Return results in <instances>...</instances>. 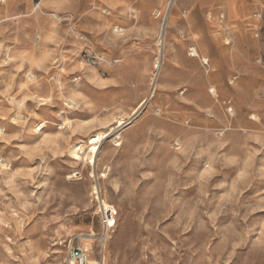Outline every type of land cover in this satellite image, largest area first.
<instances>
[{
    "label": "rangeland",
    "instance_id": "1",
    "mask_svg": "<svg viewBox=\"0 0 264 264\" xmlns=\"http://www.w3.org/2000/svg\"><path fill=\"white\" fill-rule=\"evenodd\" d=\"M4 9L0 264H66L71 241L105 264H264V47L237 70L231 26L190 31L184 0ZM99 135L92 177L71 156Z\"/></svg>",
    "mask_w": 264,
    "mask_h": 264
},
{
    "label": "crops",
    "instance_id": "2",
    "mask_svg": "<svg viewBox=\"0 0 264 264\" xmlns=\"http://www.w3.org/2000/svg\"><path fill=\"white\" fill-rule=\"evenodd\" d=\"M6 2L0 3V22L13 19L6 16L11 14L4 9ZM184 5L190 31L196 25L215 22L231 26L237 40L232 66L240 71L253 69L259 50L264 47L260 42L264 41V0H184Z\"/></svg>",
    "mask_w": 264,
    "mask_h": 264
},
{
    "label": "built area",
    "instance_id": "3",
    "mask_svg": "<svg viewBox=\"0 0 264 264\" xmlns=\"http://www.w3.org/2000/svg\"><path fill=\"white\" fill-rule=\"evenodd\" d=\"M0 3L4 4L5 0H0ZM101 207V224L106 230H110L113 228L116 212L112 207H108L107 210L103 205ZM93 257L95 256L92 249L85 248L79 243L73 244L71 241L67 248L66 264H105V256L101 250L97 258Z\"/></svg>",
    "mask_w": 264,
    "mask_h": 264
},
{
    "label": "bare ground",
    "instance_id": "4",
    "mask_svg": "<svg viewBox=\"0 0 264 264\" xmlns=\"http://www.w3.org/2000/svg\"><path fill=\"white\" fill-rule=\"evenodd\" d=\"M167 14V13H166ZM167 16V15H166ZM166 20V18H165ZM120 32V31H119ZM162 37V36H161ZM200 57L199 53L194 49L192 48L191 49V53H190V57ZM202 61L205 63L206 62V59L204 57H202ZM201 59V58H200ZM194 60V59H193ZM157 66H155L156 68ZM142 105V104H141ZM72 106V105H71ZM136 113V110L133 112V114ZM122 125V123L120 124V126ZM102 135L96 137V138H90V143H89V148H88V153H84V151L81 150V148H79L77 151H75L73 154H72V159L74 161H87L88 164L93 168V171H92V174L91 176L94 177V167H95V163H96V156H97V153L99 151V142L102 140ZM98 200V199H96ZM100 202V201H99ZM101 203V202H100ZM102 205L104 206V208L107 210L108 208L105 206V203L102 201ZM107 205V204H106ZM110 221V219H109ZM107 236V234H106ZM81 239V237H80ZM83 239V238H82Z\"/></svg>",
    "mask_w": 264,
    "mask_h": 264
}]
</instances>
